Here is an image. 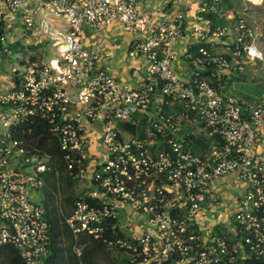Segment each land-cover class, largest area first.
<instances>
[{"label": "built area", "instance_id": "2783aa9c", "mask_svg": "<svg viewBox=\"0 0 264 264\" xmlns=\"http://www.w3.org/2000/svg\"><path fill=\"white\" fill-rule=\"evenodd\" d=\"M142 2L0 0V56L17 53L12 49L17 43L26 48L12 67L18 84L0 95L9 109L0 137V247L14 245L30 264H44L50 255L43 187L51 156L12 138L10 130L40 118L85 185L66 217L77 238L84 231L100 236L112 220L122 228L118 243L133 249L135 264L264 261V92L254 101H240L223 95L200 71L180 78L173 59L184 14L167 20L165 4L145 11ZM207 7L203 0L201 12ZM247 9L244 4L237 25L240 44L232 54L237 64L243 57L264 60L257 45L262 34L248 24ZM198 19L205 21L192 27L198 41L221 40L227 33ZM114 23L147 35L131 52L145 57L148 66L147 77L137 76V88L121 84L101 66L100 47L85 45L84 25L103 30ZM198 62L219 80L236 66L205 48ZM189 135L207 136L210 145L193 153ZM226 176L244 186L232 199L234 226L223 213L205 211L223 209L216 186ZM75 250L81 254L82 247Z\"/></svg>", "mask_w": 264, "mask_h": 264}, {"label": "trees", "instance_id": "16d2710c", "mask_svg": "<svg viewBox=\"0 0 264 264\" xmlns=\"http://www.w3.org/2000/svg\"><path fill=\"white\" fill-rule=\"evenodd\" d=\"M205 1L208 2L207 10L200 12V15L204 19L209 20L212 31L216 30L217 27L228 29L229 25H231V20H233L235 22L234 29L236 30L235 41L234 39L232 42L229 41V32L220 41L210 42L201 39L193 43L188 50L187 57L193 62L200 57V49L202 48L208 50L211 55H217L215 52L217 48L230 47L232 52H234L240 44L237 25L244 6L240 10L233 6L232 0H222L220 2H216V0ZM228 15L231 16L228 17ZM21 46L24 47L21 43H17L12 45V49L16 50ZM20 49L19 54L25 53V48ZM19 54L15 53L13 56L7 54L5 57H10L9 59L15 61L16 58H19ZM222 56L232 61V57ZM32 58L36 59L35 56ZM200 72L202 77L211 79L212 84L219 92L225 89L226 77L221 80L212 77L210 68ZM11 75V81L17 85L19 81L18 73L15 72ZM263 92L264 83L263 90L259 96L247 101L256 100ZM4 106L6 107V105ZM10 130L12 138L24 140L29 145L28 148L37 147L51 156L49 167L44 173L43 202L47 217L51 223L52 241L50 244V255L44 264H101L104 259L110 260L112 264H135L132 262L133 249H129L117 241L118 237L122 235V228L120 225L116 226L114 221L109 220L103 224L104 230L100 236L84 231L78 235V238L66 223V217L73 214L75 202L82 198L84 190L78 192V187L82 183V180L76 176L78 169L76 166L69 167L65 151L58 139L50 133L48 122L40 118H30L20 121L12 126ZM132 131L135 133L136 128L133 127ZM209 145L210 138L207 136H188L187 147L193 153L201 154ZM75 246L82 247L81 254L77 253ZM0 262L3 264H30L21 251L12 244L0 247ZM244 264H264V261H248Z\"/></svg>", "mask_w": 264, "mask_h": 264}, {"label": "crops", "instance_id": "0c3cea01", "mask_svg": "<svg viewBox=\"0 0 264 264\" xmlns=\"http://www.w3.org/2000/svg\"><path fill=\"white\" fill-rule=\"evenodd\" d=\"M202 2L203 0H143L142 2L145 11L156 9L159 5L165 4L166 9L163 18H166L167 20L173 19L179 12L184 14L185 29L183 36L175 45V55L173 59V65L183 79H189L193 71L206 70L203 63L198 62V60L193 62L187 57L190 46L198 41L192 27L196 24L205 23V21H199L198 19L199 16H201ZM230 16L231 15H228V17ZM83 33L86 47H100V64L103 68L113 74L121 84L132 88H137L141 85V80H139L137 76L143 75L144 77H147V60L141 55L132 56L131 52L138 42L143 43L146 41V33L130 31L124 26L116 23L109 25L103 30H94L91 27L84 25ZM229 33L230 35H233L232 31ZM20 48L24 47L21 46ZM20 48L15 50L17 54L21 51ZM9 58L10 57H5V55L0 56V72L11 75L13 73L12 67L17 62L18 58H16L15 61ZM224 73L227 74V80L225 83V86H227L235 73L230 70H225ZM10 83L13 82L11 81ZM10 86L11 84L4 89L2 94L6 93ZM231 182H233V179L228 176L223 177L218 182L217 187L219 188L222 197H226L225 189L230 186ZM225 207L226 206L224 205L223 209ZM209 208L211 207L206 206L205 211L208 212Z\"/></svg>", "mask_w": 264, "mask_h": 264}, {"label": "rangeland", "instance_id": "374dc122", "mask_svg": "<svg viewBox=\"0 0 264 264\" xmlns=\"http://www.w3.org/2000/svg\"><path fill=\"white\" fill-rule=\"evenodd\" d=\"M233 6L236 7V9H240L244 6L243 4H246L248 7V13H247V21L251 26H258L262 36L260 39L257 40L258 47L263 51L264 54V0L262 4L260 5H253L251 3H245L244 0H232ZM53 20L59 21L56 17H52ZM231 25L228 27L227 32L232 31L233 35L229 34V41L232 42L233 39L235 41V22L231 20ZM232 37V38H231ZM42 53V50L40 51ZM55 52V51H54ZM216 54L219 55H226L232 57V50L228 48H217L215 49ZM40 53V54H41ZM238 61H241L240 64H237L236 61L232 58V62L236 63V66L231 69L230 71L234 72V77L231 81L228 82L227 86H225V89L221 92L225 94L228 97L235 98L237 100L247 101L253 98H256L259 96V94L263 90V83H264V60H248L247 57H243L239 59ZM8 65L7 63H5ZM242 67V69H240ZM177 71V70H176ZM178 74V72H177ZM11 76L8 73L0 72V95L4 92V89H6L7 86H9L11 83ZM178 76L181 78L182 76L178 74ZM0 103V137L6 132V128L3 125L2 117L3 115H6V112L9 111L7 107H3ZM4 111H3V110ZM88 182V181H87ZM234 186H237L238 189H236ZM84 183H81V185L78 187V192L82 191L84 188ZM217 187V186H216ZM244 188V186L241 184V188L239 186V183L237 182H231L230 186L225 189V195L226 197H223V203L225 204L224 209H220L219 211L215 210V208H209L208 213H223L222 217L223 220L226 221L227 225L234 226V222L232 221L231 214L233 213L231 209V203L234 196L241 192V190ZM240 189V190H239ZM220 192V190H219ZM122 222L126 224L127 219L124 216V213H121ZM0 264H3L0 262ZM101 264H112L110 260H102Z\"/></svg>", "mask_w": 264, "mask_h": 264}, {"label": "water", "instance_id": "95a60500", "mask_svg": "<svg viewBox=\"0 0 264 264\" xmlns=\"http://www.w3.org/2000/svg\"><path fill=\"white\" fill-rule=\"evenodd\" d=\"M94 126L98 128L100 131H102V124L99 121L94 122Z\"/></svg>", "mask_w": 264, "mask_h": 264}]
</instances>
